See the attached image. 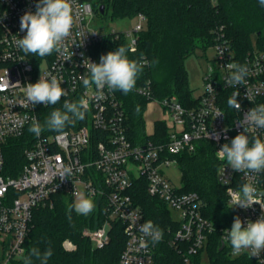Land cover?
<instances>
[{"label": "built area", "instance_id": "built-area-1", "mask_svg": "<svg viewBox=\"0 0 264 264\" xmlns=\"http://www.w3.org/2000/svg\"><path fill=\"white\" fill-rule=\"evenodd\" d=\"M37 2L0 0V264H16L23 258L34 210L52 203L58 193L74 200L83 194L102 205L104 222L96 228L85 229L95 248L109 243L113 224L119 222L126 244L118 264H155V244L139 229L146 221L156 224L133 196L134 185L138 183H144L148 194L164 202L171 211L169 236L165 238L161 229L162 239L182 255L184 264H199L195 258L205 251L215 226L203 215L200 195L195 191H182V184H175L168 170L180 169L178 155L194 152L201 140H207L215 146L219 161L217 177L226 189L230 207L232 194L245 183L264 191V171L236 172L217 154L223 144H230L240 133L247 135L250 141L255 137L264 140V129L249 128L245 132L248 126L242 124L249 109L264 104V46L252 45L241 53L226 34L225 26H215L210 45L215 49V56L204 76L203 92L195 96L198 102L185 106L176 97L155 99L163 112L160 120L166 125V139L160 142L149 139L136 144L129 137L128 113L116 92L105 88L104 99L96 100L95 86L85 88L82 83L81 77L87 71L83 60L88 58L99 63L96 46L108 33L116 32L102 33L95 24L100 17L95 0H71L74 24L64 41L68 52L64 55L53 52L44 58L25 55L15 45V40L26 35V31H20V18L25 12L34 13ZM136 18L138 22L133 29L122 32L131 51L136 50L138 35L146 26L143 13ZM68 57L71 59L66 60ZM229 63L247 65L246 84L233 87L226 83L232 71L226 67ZM50 76L61 80L67 92L62 100L77 101L82 97L88 100V119L60 133L45 130L39 137L32 133L33 140L24 150L26 163L17 174L7 173L5 146L10 139L28 134L32 120L39 121V107L45 106L29 104L24 87L40 77ZM138 91L151 96L146 86ZM235 92H239V111L228 107V100ZM221 113L223 115H219ZM65 166L71 167L72 174L62 179ZM231 208L244 226L249 220L254 222L264 215L259 204L248 209L235 205ZM226 229H222V238L229 254L250 256L247 251L238 256L232 254ZM64 244L68 249L76 247L71 240ZM250 257L264 264V251Z\"/></svg>", "mask_w": 264, "mask_h": 264}, {"label": "trees", "instance_id": "trees-1", "mask_svg": "<svg viewBox=\"0 0 264 264\" xmlns=\"http://www.w3.org/2000/svg\"><path fill=\"white\" fill-rule=\"evenodd\" d=\"M95 5L99 16L103 17L121 18L139 13L146 16V26L138 35L136 50H130L127 38L120 31L108 33L95 48V53L101 57L123 45L129 59L138 60L142 54L147 62L130 93L125 95L115 91L125 105L129 137L136 144L149 139L158 142L166 139V125L161 120L156 121L154 134L147 132L145 112L149 102L169 97H176L185 106L198 102L189 86L185 61L198 47L212 45L215 26H225L226 34L241 53L252 48V34H257V44L264 46V7L260 6L259 0H95ZM102 5H105L104 13L100 10ZM145 86L151 92L150 97L138 91ZM63 103L61 99L57 105L40 106L41 125L53 108L62 109ZM87 119L86 113L84 120L65 129L78 127ZM32 140L31 132L9 140L4 148L7 173L17 174L24 166V150ZM177 158L182 171V191H195L200 195L203 215L215 226L204 251L210 264H260L247 255L232 257L227 246L221 249L222 229L231 227L236 214L228 204L225 187L218 181L219 161L214 144L201 140L194 152H183ZM132 193L146 216L164 231L167 238L172 214L166 204L148 194L144 183L134 185ZM74 203L73 198L58 193L52 203L34 210L24 256L16 264H24L25 256L33 247L41 252L49 247L53 250L48 264H118L126 244L122 224L114 222L109 243L103 248H95L85 229L96 228L104 222L103 207L94 201L95 208L90 214L80 215L73 210L69 220L68 209ZM66 240H71L76 247L68 249L64 244ZM204 252L195 258L198 263ZM32 259L33 264H40L35 257ZM154 259L155 264H184L182 255L166 239L155 243Z\"/></svg>", "mask_w": 264, "mask_h": 264}, {"label": "clouds", "instance_id": "clouds-1", "mask_svg": "<svg viewBox=\"0 0 264 264\" xmlns=\"http://www.w3.org/2000/svg\"><path fill=\"white\" fill-rule=\"evenodd\" d=\"M261 7H264V0H259ZM74 24L73 7L71 0H38L36 11L25 12L20 18V31H26V35L15 40L16 47L25 55H35L40 58L47 57L53 52L64 55L68 52L64 44L65 39L71 34ZM125 46L120 45L117 50L110 51L100 57V62L95 63L90 59L83 60V66L87 69L83 75L82 83L85 88L95 86L96 100L104 99L103 90L109 92L121 91L127 95L135 87L138 77L142 74L146 61L141 54L140 59H129ZM73 55V53H72ZM71 57L66 58V60ZM155 63V61H153ZM226 67L232 71L226 83L235 87L246 84L248 76L247 65L229 63ZM209 90H213L211 84ZM27 102L31 105L44 104L57 105L61 98L67 95L61 86V80L56 76L50 78L40 77L35 83H28L24 87ZM239 92L233 93L228 100V107L240 110L241 105L237 100ZM63 109V110H62ZM61 108H53L44 124L33 119L28 131L39 137L45 130L62 132L66 126L74 125L77 121L85 119L89 109V102L85 98L77 101L64 100ZM139 111V106H137ZM219 115H223L222 113ZM243 126L246 124L245 132L249 128L264 129V104L256 105L249 109L244 116ZM220 159L226 161L227 165L236 172L260 173L264 171V140L255 137L251 141L247 135L240 133L236 135L231 143H225L217 151ZM72 174L70 166H65L62 172V179ZM259 204L264 209V191H259L253 184L245 183L241 189L231 196V207L239 206L244 209ZM95 208L90 196L81 194L78 200L69 207L68 218L71 220V213L74 210L77 214L88 215ZM140 232L150 237L153 244L160 242L163 238V231L146 221L140 226ZM226 239L230 242L232 254L238 256L243 252H249L250 256H258L264 251V215L255 220L244 223L239 216L234 218L231 229H226ZM53 255L49 247L43 252L33 247L24 258V264H33V257L40 261V264H48Z\"/></svg>", "mask_w": 264, "mask_h": 264}, {"label": "rangeland", "instance_id": "rangeland-1", "mask_svg": "<svg viewBox=\"0 0 264 264\" xmlns=\"http://www.w3.org/2000/svg\"><path fill=\"white\" fill-rule=\"evenodd\" d=\"M136 16H126L121 18H111L100 16L96 19L95 24L98 25L102 33H108L112 31L129 32L133 29L137 23ZM252 45H257V34L251 35ZM215 56V49L212 46L201 48L198 47L192 55H190L186 61L185 66L188 71L189 86L194 96H199L203 92L204 76L210 70V61ZM44 69V65L41 66V70ZM1 71V67H0ZM155 104V103H154ZM154 106L151 105L149 111L152 117L161 118L163 116L162 109L157 106L156 111H153ZM150 116V115H149ZM150 116V118H151ZM149 124V122H148ZM151 125V123L149 124ZM173 181L177 185L182 184V171L177 167L170 168L168 170ZM78 198L75 200V202ZM199 264H210L207 253H203L202 259Z\"/></svg>", "mask_w": 264, "mask_h": 264}, {"label": "crops", "instance_id": "crops-1", "mask_svg": "<svg viewBox=\"0 0 264 264\" xmlns=\"http://www.w3.org/2000/svg\"><path fill=\"white\" fill-rule=\"evenodd\" d=\"M151 105L154 106V108H153V111L154 112L157 109L158 104L156 103V101L149 102L148 107H147V110L145 112V119H146L147 132L149 134H154V132H155V123H156L157 120H160V118L155 117V116L154 117L151 116L150 111H149ZM149 115L151 116V118H150ZM148 122H149V124L151 123V125H149Z\"/></svg>", "mask_w": 264, "mask_h": 264}, {"label": "water", "instance_id": "water-1", "mask_svg": "<svg viewBox=\"0 0 264 264\" xmlns=\"http://www.w3.org/2000/svg\"><path fill=\"white\" fill-rule=\"evenodd\" d=\"M100 10H101V13H104V12H105V5H102V6L100 7ZM222 248H224V243L222 244L221 249H222Z\"/></svg>", "mask_w": 264, "mask_h": 264}]
</instances>
